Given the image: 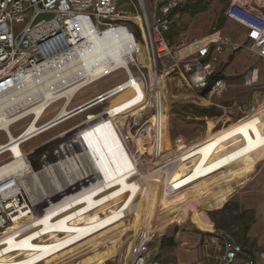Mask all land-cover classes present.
<instances>
[{
	"label": "rangeland",
	"instance_id": "374dc122",
	"mask_svg": "<svg viewBox=\"0 0 264 264\" xmlns=\"http://www.w3.org/2000/svg\"><path fill=\"white\" fill-rule=\"evenodd\" d=\"M119 1L120 3L125 2V0ZM156 2L158 0H144L149 16L152 15ZM227 2L228 0H202L199 9L206 8L203 12H199L198 9H194V12H191L190 9L180 11L183 20L174 26L171 35H167L172 50L177 52L179 45L184 47L188 45L186 42H181L179 45L175 44L179 34H183L185 37L193 35L204 24H209L210 30L208 32H213L211 28H215L221 21L219 27L222 32L234 35L235 29L227 26L222 13L223 7L226 6ZM184 4L180 6L181 9ZM245 49L243 47L242 51ZM139 61L144 65V55L139 57ZM161 62L159 61L160 65ZM129 68L134 74H138L133 65L129 66ZM149 72L150 70L147 67L144 73L150 86L151 77ZM165 79L164 89H162L166 105L164 111L165 145L166 154L170 156L175 172L171 188L173 203L169 210L172 214L156 207L153 213L154 220L151 222L141 221L144 205L140 204L138 196L147 187L151 165L156 162L153 150L154 132L153 129H148V138L146 134H142L135 141L132 140V136L151 117L152 112L145 110L136 119L131 113L138 106L139 102L137 101L141 97L136 90L132 93L122 92V94L73 116L34 140L29 141L24 145L25 153L20 149L28 162L42 156L55 158L59 153L73 152V146L78 147L80 154L77 157L75 156L76 161L80 169L82 167L83 169L86 168L89 172H86V174L91 176L88 180V177L84 176L81 169L84 176L85 189H92L105 182L109 188L105 191L107 196L105 195L104 197L115 199L110 200L107 206L106 204H99L100 202L94 199L91 203H83L71 208L69 206L72 204L73 195L79 192L78 188L70 190L67 194L57 195L52 202H46L45 204H42V202H31L28 197L29 202L34 206L32 211L25 219L2 231L0 237L19 225L26 227L31 232L30 235L28 234L30 239L27 244L29 254L23 259L20 256H12L14 253L6 254L0 264H20L24 262L29 264H127L129 248L140 230L146 229L153 234L151 247H155L156 244H161L162 239L166 240L165 235L173 233L179 236H187L190 239L192 234L201 232L197 228L200 230H211L212 224L206 214L221 210L226 204H228V209L226 210L228 217H240L241 215L242 217H247V215H243V211L232 204L233 199L230 200V196L239 187L235 189L231 183H226L220 177V174L210 166L212 155L225 153L229 157L235 158L230 150V145L236 142L230 141L228 133V131L234 130L233 124L235 122L218 126L215 132L208 130L203 137L206 123L205 121L195 120L193 117V108L190 106L189 101L192 97L186 81L178 74L169 75ZM124 81H126L125 72L118 70L93 84H88L87 87H83L73 97L68 106V111ZM133 87L135 88V86ZM257 90L259 92L256 94L254 104H252L254 109L264 105V91ZM61 103L62 101H59L51 105L46 110L41 122L50 119L57 112ZM250 112L249 108L245 110L239 120ZM23 125L24 122L11 128V134L15 135L16 131ZM117 129H119L120 133L122 132L119 140L117 139ZM94 134H97L98 139L93 137ZM122 135L127 142L124 141ZM114 136L115 141L112 142ZM105 137V142L101 144V140ZM209 140H211L209 143L210 147H204V144L207 145ZM4 141L5 137L1 134L0 143ZM113 145L115 146L113 147ZM186 145H190L191 148L185 150ZM150 150L152 151L151 154H149ZM136 151L141 153L140 156L136 154ZM128 154L131 155L132 164L137 163L139 165V170L146 169L144 182L133 181L129 183L126 181L124 169L116 170L115 166L119 165ZM4 158V156L1 157L0 161ZM247 159L251 160L249 175L255 169L254 175L261 172L264 174V158L257 157L253 159L251 157ZM207 163L209 164L207 165ZM203 165L207 166L203 168ZM183 167L186 169V174L183 171ZM111 170L114 173L109 174L107 178L101 179L105 172ZM61 176L62 174H59V177ZM139 176L130 175V178L134 180ZM164 177L163 175L162 178ZM107 179L113 184L110 185ZM31 185L33 186L34 184L31 183ZM28 187L30 186L28 185ZM35 192L37 191L35 190ZM120 196H124V199H121ZM109 204L121 208L112 220L99 223L93 229L79 226L78 222L75 221L77 214L85 213L92 209L95 210V213L92 211L87 212L79 218L82 223H89L91 222L90 219L97 220L102 217L101 214L107 211ZM216 206L222 207L217 209L215 208ZM88 213L90 216H88ZM217 219H221V216H217ZM237 225L239 223L237 224L236 221L229 230L222 229L221 232L228 234L235 241L247 247V244L241 242L242 231H238ZM161 235L165 238L160 237ZM113 239L114 241H111ZM108 242L116 243L110 245ZM102 245H108L109 248H117V251L115 254L112 251L107 253L100 252L99 254H93L92 251H89ZM172 249L167 245L162 248L158 246V255L154 258V261L157 264H168L173 260Z\"/></svg>",
	"mask_w": 264,
	"mask_h": 264
},
{
	"label": "built area",
	"instance_id": "2783aa9c",
	"mask_svg": "<svg viewBox=\"0 0 264 264\" xmlns=\"http://www.w3.org/2000/svg\"><path fill=\"white\" fill-rule=\"evenodd\" d=\"M184 3L186 0H158L149 16L144 0H125L123 3L119 0H0V116L8 121L6 128L0 127V135L5 137V141L0 143V158L5 157L0 161V168L17 159L9 146L11 136L17 140L16 147L25 153L26 143L51 129L45 126L50 119L41 120L46 110L59 102L58 99L49 103L36 122L37 130L24 136L25 127L34 114L20 119H16L15 115L32 106L35 96L29 92L24 99H14L17 94L32 78L51 77L53 70L64 65L71 52L85 45L89 38L106 32L124 30L130 33L134 46L129 66L133 65L138 74L131 70L130 73L139 84L141 93L150 95L147 103L151 104L148 109L152 112L151 116L159 118V83L163 71L169 67L162 62L172 54L166 33L173 23L171 13ZM224 16L245 31V44L236 43L228 36L195 39L189 45L191 52L173 64L185 75L187 86L194 90L207 88L210 96L221 94L226 87L222 78L211 80L221 54H234L245 47L264 60V0H230ZM136 18H139L140 24ZM135 42L146 47L153 77L150 86L144 73L147 67L138 61ZM159 61H162L161 65ZM118 70H123L126 80L129 79L128 71ZM255 82L254 70L244 74L243 84L250 86ZM120 84L102 94L119 89ZM132 90H135L134 87ZM60 101L63 103L65 98ZM22 122L24 125L12 135L10 129ZM156 130L157 127L153 130L154 136ZM15 188L16 174H6L0 180V234L12 224L15 205L19 202ZM153 237L150 231L140 230L137 233L129 248L127 264H157L154 261L155 247H151ZM204 257L212 264H256L240 244L221 231L209 237Z\"/></svg>",
	"mask_w": 264,
	"mask_h": 264
},
{
	"label": "bare ground",
	"instance_id": "6f19581e",
	"mask_svg": "<svg viewBox=\"0 0 264 264\" xmlns=\"http://www.w3.org/2000/svg\"><path fill=\"white\" fill-rule=\"evenodd\" d=\"M135 20L140 24L139 18H136ZM133 46L134 45L129 32L124 30L106 32L102 36L89 38V40L85 42V45H83L78 50L71 52L66 58L64 65L56 67V69L53 70V75L51 77H38L37 79L32 78L29 80L27 86H25V89L17 94V96L14 98L20 100L24 99L29 92H33L35 96L32 106L27 107L25 110L15 115L16 119H20L31 113L34 114V117L25 127L26 131L24 136L37 130L36 122L38 121L40 115L45 112V107L53 101L58 99L60 101L61 98H65V101L60 105L54 116L50 118L47 124H45L46 128L51 129L69 120L73 116L83 113L86 110L98 105L101 102H105L116 95L122 94V92L132 93L134 90H132L131 87L133 86H135L134 89L141 98L138 99L137 102H139V104L131 113V115L138 119L143 111L150 109L151 104L150 102L147 103V101H149L150 95L145 96L141 93L139 84L130 73V52ZM135 46L138 49V61L139 57L144 55L145 63L143 66L148 67L150 70L151 65L148 60L146 47L144 45L136 44V42ZM118 69H124L130 74L129 79L121 83L119 89H115L109 94L105 93L98 95L101 96L100 100H95L91 102L92 104L89 103L85 106H82L81 111L74 115L70 114L71 110L68 111V106L75 93L80 88L91 83L93 84L94 82L117 71ZM149 73L150 77L153 78L151 71ZM165 78L166 77L162 75L159 83L161 89L160 98H157L158 112L160 115L159 118L157 116H151L143 124L145 128L143 125H141L138 129V132L132 136V140L135 141L138 140L142 134L147 135L148 129L154 130L155 127H157L158 130V132L156 130L154 136L153 146L156 162L154 165H151L147 187L140 193L139 196L141 197H138L140 204L144 205L141 218V221L144 222H151L154 220L153 213L156 207L159 210H165L169 214H172L169 212V210L171 209L173 203L171 198V188L175 172L171 158L166 154L165 145L164 111L166 105L165 95L163 93L164 91H162V89H164L163 86L166 80ZM247 119L248 114L239 120L240 125L244 128L248 127V123L246 121ZM7 122L8 121L6 118H4V116H0V127L6 128ZM148 135L146 136L147 138ZM229 135L230 141L235 142L234 135L231 132H229ZM93 137L98 139L97 134H94ZM105 139L106 137L101 140V144L105 142ZM123 139L126 141L124 136ZM16 144H18L17 140L11 136V143L9 146L17 156V159L10 161L0 168V180L6 174H16V188L14 191L18 195L19 199V202H17L15 205L16 210L14 217L12 218V224L7 228H11L21 220L25 219L32 211L34 206H32V204L29 202L28 197L31 202H42V204H45L46 202H52L57 197V195H64L70 190L78 188L79 192L73 195V198L71 197L72 204L69 206L71 208H75L76 206L83 203H91L94 199L97 202H100L99 204H106L107 206L110 200L115 199L104 197L107 194L105 191L109 188L105 182L92 189H85L84 176L75 158V156L77 157L80 154L78 147L73 146V152H62L59 153L55 158L42 156L34 161L27 162L22 155L20 148L16 147ZM151 152L152 151L150 150L149 154H151ZM248 164V161L242 157L232 158L225 153L214 155L210 162L211 168L219 173L220 177L225 180H232L244 174ZM59 174H62V176L59 177ZM163 175L165 176L164 178H162ZM86 177H88V174H86ZM31 183L34 185L32 186ZM28 185L30 187H28ZM34 189L37 192H35ZM120 198L124 199V196H120ZM120 209L121 208L117 206H111L109 204L107 211L101 214L102 217L99 219H90L91 222L82 223L79 217L87 212H94L95 210L92 209L86 211L85 213L77 214L75 221L78 222L79 226L91 227V229H93L99 223H105L108 220H112L120 211ZM88 216H90V214ZM145 231L148 230L145 229ZM30 233V230L26 229V227L19 225L4 236H1L0 262L3 261L6 254L8 255L10 253H14L12 256L15 257L20 256L22 259L26 258L29 254L27 244L30 239ZM111 241H114V239ZM114 243L116 242L109 244L112 245ZM89 251H92L93 254H99L100 252L107 253L112 251L113 254H115L117 248H109L108 245H102L100 247L92 248ZM20 264L29 263L24 262Z\"/></svg>",
	"mask_w": 264,
	"mask_h": 264
},
{
	"label": "crops",
	"instance_id": "0c3cea01",
	"mask_svg": "<svg viewBox=\"0 0 264 264\" xmlns=\"http://www.w3.org/2000/svg\"><path fill=\"white\" fill-rule=\"evenodd\" d=\"M229 1L230 0H228L226 6L228 5ZM200 5L201 2L198 3V6L196 5L193 8L198 9L199 12H203L204 10H206V8L199 9ZM226 6L223 7V15ZM193 8L190 9L191 12L195 11ZM180 11L181 10L171 16L173 23L169 31L166 33V39L168 43L169 40L167 38V35H171V31L173 30L174 26H176L178 22L183 20V16ZM224 18L226 20L225 23L227 24V26L235 29L234 35L223 33L221 28L219 27L220 25H217L215 28H211L213 32H208L210 30V25L204 24L200 29L196 30L193 35H188L185 37L183 34H179L176 40L177 43L175 44L179 45L181 44V42H186V44L188 45L185 47L183 45H179V47L177 48V52L172 50V46L169 43L172 54L168 59H165L162 62V64L169 65V67H167L163 71V75L167 78V76L169 75L178 74L185 80V75L179 69L174 68L173 64L178 59L188 55L191 52V48L189 45L195 39H202L209 36H212L213 38H216L218 36H228L236 43L245 44V31L233 21L227 19L225 16ZM183 50H185V52H183ZM215 69V75L218 76V78H222L226 84L225 90L221 94L210 96L207 94V91L203 94L204 89L194 90L187 86L192 97L189 101L190 106L193 108L194 119L205 121L206 123L203 137L208 130L210 132H215L218 129V126H224L235 122L239 126V128L244 130L254 141L255 150L252 158L256 159L257 157H261V159H263L264 105L258 107L257 109H254V106L252 104H254L256 100V94L259 92L257 89L262 92L264 91V60L259 58L256 54L251 53L247 49L242 51L241 48L234 54H229L228 52L221 54L218 58V62L215 65ZM251 70H254L256 72V82L250 86H247L243 84V76ZM248 108L249 112H251L248 113V119L246 120L248 123V127L244 128L240 125L238 120L241 114ZM199 109L208 110L209 112L205 115H201L198 113ZM117 130V139L119 140V138L121 137V133L119 132V129ZM229 132H231L235 137V134L232 131H228V133ZM113 141H115V136L112 139V142ZM210 141L211 140L208 141L207 145L204 144V147L209 148ZM114 146L115 145H113V147ZM189 148H191L190 145H186L185 150ZM136 154L140 155L141 153H137L136 151ZM248 161L249 166L247 167L246 172L243 175L238 176L232 180L224 179V181H226V183H231V185H233L235 189L239 187L230 196V200L233 199L232 204L235 205L237 209L243 211V215H247L246 218L251 217V219L248 220L249 228L245 235L247 239L246 244L248 246L244 248L247 251V254L255 260L256 264H264V174H262L263 172H261L260 174L254 175L256 171L255 169V171L249 175L251 160ZM132 163L133 162L131 160V155L128 154L127 157H124L123 161H121L119 165L115 167L117 168V171L124 169L127 182H144L146 169L139 170V165L137 163ZM208 164L209 163H207V165ZM206 166L203 165V168H205ZM81 169L83 170L84 176L86 177V172H89L86 170V168L83 169L82 167ZM183 171H185V174L187 173L184 167ZM112 173H114V171L112 170L105 172L103 176H101V179L104 177L107 178L108 175ZM130 175L141 176L133 180L132 178H130ZM90 178L91 176H89L88 174V180ZM108 183H110V185L113 184L112 182H109V180ZM197 229L201 232H197L198 234H192L190 239L187 236H179L178 234L173 233L171 235H165L166 240L162 239L161 244H156L155 246V257L158 255V246L162 248L163 246L167 245L168 247L173 248V260L168 264H212L210 260L204 257V254L206 251L208 239L213 233H215L214 231L216 230L214 229L213 224L211 230H200L199 228ZM160 237L164 236L161 235Z\"/></svg>",
	"mask_w": 264,
	"mask_h": 264
},
{
	"label": "trees",
	"instance_id": "16d2710c",
	"mask_svg": "<svg viewBox=\"0 0 264 264\" xmlns=\"http://www.w3.org/2000/svg\"><path fill=\"white\" fill-rule=\"evenodd\" d=\"M201 1L202 0H186V4H184V7L182 9L178 8V9L174 10L171 13V16L174 15L175 13H177L179 10L182 11V10L192 9L196 5L198 6V3H200ZM193 9H195V8H193ZM219 25H220V23H219ZM216 78H218V76L214 75L211 78V80L216 79ZM208 112H209L208 110H201V109L198 110V113L201 115H205ZM233 125H234V130L232 132L235 134V137H236V143L230 145V150L233 152V156H235V157L242 156L243 158L252 157L254 154V150H255V144H254L253 139L244 130L240 129L236 123H234ZM227 205L228 204H226L224 206V208H222L221 210L208 212L206 214V216L208 217L209 221L213 224L214 229L219 230V231H222V229L229 230L232 227V224L237 221V224L239 223V225H237L236 227H237L238 231L239 230L242 231L241 237H240L241 242L243 244H246L247 239H246L245 235H246V232L249 228L248 220L251 219V217L245 218V217H242V215L240 217H233V218L228 217V214L226 211L228 209ZM221 207L216 206L215 208L218 209ZM219 215L221 216V219H217V216H219ZM241 246L245 250L244 246L243 245H241Z\"/></svg>",
	"mask_w": 264,
	"mask_h": 264
},
{
	"label": "water",
	"instance_id": "95a60500",
	"mask_svg": "<svg viewBox=\"0 0 264 264\" xmlns=\"http://www.w3.org/2000/svg\"><path fill=\"white\" fill-rule=\"evenodd\" d=\"M206 91H207V88L204 89L203 94H204ZM100 99H101V96H98V97H96V98H94V99H91L90 101H88V102H86V103H84V104H82V105H80V106H78V107L72 109V110L70 111V114L74 115V114L78 113L79 111H81V107H82V106H85V105H87V104H89V103H91V102H93V101H95V100H100ZM91 104H92V103H91Z\"/></svg>",
	"mask_w": 264,
	"mask_h": 264
}]
</instances>
